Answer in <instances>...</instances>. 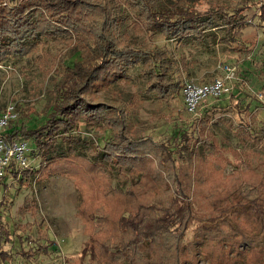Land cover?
<instances>
[{
    "label": "trees",
    "instance_id": "trees-1",
    "mask_svg": "<svg viewBox=\"0 0 264 264\" xmlns=\"http://www.w3.org/2000/svg\"><path fill=\"white\" fill-rule=\"evenodd\" d=\"M141 2L143 8L138 15L149 32L162 31L177 38L197 32L198 36L194 37L203 40L207 30L221 28L229 41L234 42L235 28L245 27V22L235 18L237 10L223 13L217 25L213 24L215 15H219L217 7L212 8L214 11L198 12L189 1L167 7L159 4L161 0ZM109 16L105 7L92 0H0V61L34 51L46 39L66 40L79 52L77 59L61 63V79L54 87L53 100L43 117L29 118L32 124L12 121L0 133L9 141L29 140L30 156L38 162L36 168L26 170L8 166L0 177V264H30L35 260L38 245H31L12 229L9 219L13 200L8 198V193L13 189L17 194L22 187L30 185L48 165L57 164L59 173L67 171L68 151L61 146L79 149L83 145L71 135L80 124L96 125L110 134V141L102 146L91 143L95 154L86 165L91 172L100 170L110 178L105 166L108 163L128 179L130 186L140 188L139 191L146 188L142 194L129 191L133 205L124 208L127 210L111 232L87 229L88 245L83 247L82 255H89L97 263L98 251L104 260L102 264H198L199 259L208 264H264V177L242 185L247 194L242 188L231 206L221 204L219 209L221 205L212 202L211 208L219 210L195 229L189 251H185L186 257H181L180 249H187L179 243L190 220V206L183 195L185 186L173 168L180 162L187 170L183 180L197 185L205 160L199 155L200 148L191 145V141H201V146L205 143L212 149L214 139L207 138L204 127L197 135L192 121L188 126H174L171 136L159 143L148 137L132 140L124 134L127 120L124 110L92 99L95 87L119 80L145 58L162 93L172 96L180 85L173 76L175 63L164 50L144 52L130 44H121L111 25L112 17L108 23ZM258 20L264 23V1L259 6ZM246 128L249 133L256 130ZM262 128L257 129L262 131ZM165 164L170 167L165 168ZM86 189L83 184L82 191ZM149 193L158 194V199L149 197ZM218 195L215 193V198ZM83 208H88L86 202ZM79 216L83 217L81 210ZM98 233L106 234L99 239ZM15 239L19 249L14 250ZM23 244L31 246L25 249Z\"/></svg>",
    "mask_w": 264,
    "mask_h": 264
},
{
    "label": "rangeland",
    "instance_id": "rangeland-1",
    "mask_svg": "<svg viewBox=\"0 0 264 264\" xmlns=\"http://www.w3.org/2000/svg\"><path fill=\"white\" fill-rule=\"evenodd\" d=\"M92 1L100 3L110 13L108 23L110 25L112 17L111 25L121 44H130L144 52L164 50L175 63L173 76L180 84L172 96L162 93L154 83L152 66L145 58L119 80L95 87L92 99L124 110L127 116L124 134L132 140L148 137L159 143L171 136L174 126H188L192 121H195L197 135L204 127L207 138L214 139L212 149L205 143L201 146V141H191V145L200 148L199 155L205 160L200 167L202 178L198 179V186L183 180L187 170L180 162L173 168L185 186L183 195L190 206V220L179 243L181 248L187 247L180 249L181 257H186L185 251H189L195 229L222 205L228 207L235 203L234 196L242 185L264 177V23L258 20L259 6L264 0H161L159 3L167 7L189 1L198 12L214 11L212 8L217 7L219 15H215L213 23L217 25L221 23L219 16L237 10L235 18L245 22V27L235 28L234 42L229 41L221 28L207 30L203 40L194 37L198 36L197 32L188 33L191 35L185 38L168 36L162 31L149 32L138 15L143 8L141 0ZM77 49L63 39H46L36 50L19 58L2 59L0 112L8 104H14L19 123L32 124L29 118L43 117L53 100L54 87L61 79V63L77 59ZM225 66L234 69L231 93L216 100L208 97L194 114L188 113L182 97L184 83L204 84L221 78ZM246 126L256 130L249 133ZM260 127L262 131L257 129ZM71 135L83 145L79 149L61 146L68 151L67 171L59 173L57 164L48 165L41 172L42 176L37 179L36 175L30 185L22 187L17 194L13 189L8 193V198L13 200L8 219L15 235L27 238L31 245H38L36 258L30 264H102L104 260L98 251L97 263L91 261L89 255L81 254L88 245L87 229L111 232L127 210L124 208L133 205L129 191L142 194L146 189L139 191L140 188L130 186L128 179L119 175L120 171L111 164H105L110 178L100 170L91 172L86 167L95 154L91 143L102 146L110 141L105 128L80 124ZM198 138L202 139L200 135ZM28 156L36 168L37 160L30 153ZM169 167L165 164V168ZM83 184L90 191L83 192ZM243 189L247 194L246 188ZM215 193H219L218 199ZM157 195L148 194L158 199ZM220 198L224 200L221 202ZM85 202L88 208L81 209ZM212 202L222 205L214 211L216 208L210 206ZM105 234L98 233V238ZM16 240L14 250L19 249ZM31 245L23 244V247L27 249ZM14 261L18 262V258L14 257ZM198 264L208 263L199 259Z\"/></svg>",
    "mask_w": 264,
    "mask_h": 264
},
{
    "label": "built area",
    "instance_id": "built-area-1",
    "mask_svg": "<svg viewBox=\"0 0 264 264\" xmlns=\"http://www.w3.org/2000/svg\"><path fill=\"white\" fill-rule=\"evenodd\" d=\"M234 69L225 66L223 76L211 82L197 84L186 82L182 86V97L184 108L188 113L194 114L199 104L208 97L213 100L228 95L232 90ZM18 115L14 104H8L0 112V133L7 129L10 122L17 121ZM30 142L24 138L7 140L0 134V177L4 175L5 169L12 166L14 169H33L28 154L30 153Z\"/></svg>",
    "mask_w": 264,
    "mask_h": 264
}]
</instances>
